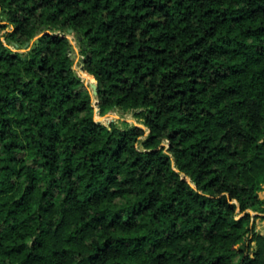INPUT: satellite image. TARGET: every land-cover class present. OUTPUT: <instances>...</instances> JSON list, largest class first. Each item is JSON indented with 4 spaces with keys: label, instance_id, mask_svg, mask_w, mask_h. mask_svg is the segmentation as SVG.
<instances>
[{
    "label": "trees",
    "instance_id": "16d2710c",
    "mask_svg": "<svg viewBox=\"0 0 264 264\" xmlns=\"http://www.w3.org/2000/svg\"><path fill=\"white\" fill-rule=\"evenodd\" d=\"M263 187L264 0H0V264H264Z\"/></svg>",
    "mask_w": 264,
    "mask_h": 264
},
{
    "label": "rangeland",
    "instance_id": "374dc122",
    "mask_svg": "<svg viewBox=\"0 0 264 264\" xmlns=\"http://www.w3.org/2000/svg\"><path fill=\"white\" fill-rule=\"evenodd\" d=\"M67 37L69 38L71 42V49L69 50V55L73 59V68L75 72L85 81L87 86H89V89L92 92V95L94 97V106L96 108V119L100 123L104 124L105 126H110L112 123H114L119 128H125L127 126H141L145 127L143 124V121L141 119H138L135 114L131 111H124L121 109H113L107 112L106 114H100V111L97 106V99L94 95V90L92 83L90 79L87 77L86 72L83 68V55L81 52V45L78 41L75 33L68 32L66 33ZM20 51H24V49H20ZM260 199L263 202L261 205L262 209H264V187L259 193ZM252 216L254 217V228L257 232L264 234V211H254L250 210Z\"/></svg>",
    "mask_w": 264,
    "mask_h": 264
},
{
    "label": "water",
    "instance_id": "95a60500",
    "mask_svg": "<svg viewBox=\"0 0 264 264\" xmlns=\"http://www.w3.org/2000/svg\"><path fill=\"white\" fill-rule=\"evenodd\" d=\"M70 32H72V30H70ZM28 45V44H27ZM93 87V90H94V95L97 97L98 96V86H97V83H94L92 85ZM97 106H98V109H99V105H98V100H97ZM97 120V119H96ZM99 122V121H98Z\"/></svg>",
    "mask_w": 264,
    "mask_h": 264
}]
</instances>
